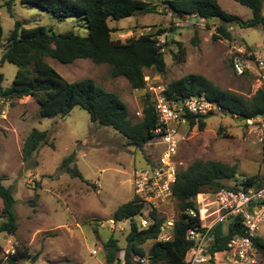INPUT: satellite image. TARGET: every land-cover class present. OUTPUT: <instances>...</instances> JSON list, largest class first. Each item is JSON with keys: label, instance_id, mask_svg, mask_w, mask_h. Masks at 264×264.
<instances>
[{"label": "rangeland", "instance_id": "obj_1", "mask_svg": "<svg viewBox=\"0 0 264 264\" xmlns=\"http://www.w3.org/2000/svg\"><path fill=\"white\" fill-rule=\"evenodd\" d=\"M0 0L2 40L0 57L7 46V38L15 22L22 28L51 27L55 34L73 32L85 35V23L78 19L57 22L55 18L35 7L15 1L11 18ZM155 13H138L120 22H109L112 40L122 42L142 35H155L159 29L172 30L156 37L163 49L165 71H144L143 90H132L123 78L110 77L109 67L95 65L89 60H76L62 65L55 60L45 61L68 82L91 80L108 92L115 93L126 105L128 118L137 123L142 119V104L149 89H166L173 81L187 75L205 78L217 88L250 99L259 89L250 74L237 76L232 72L230 57L236 48H251L264 58V33L261 29L231 27L232 39L214 40L215 21L186 22L176 19L164 9L161 0H150ZM220 7L243 20L251 18L249 9L232 0H219ZM188 23V24H187ZM185 50L182 60H175L177 47ZM179 59V57H178ZM17 68L9 63L0 65L2 88L11 85ZM39 105L30 97L21 100H0V179L11 190L13 213L17 229L14 235L0 233V259L15 250L25 248L30 259L22 264H105L104 243L113 236L123 249L130 223H114L113 214L122 204L136 195L132 185L135 169L145 167L158 158L159 150L149 143L141 149L110 127L90 121L89 114L75 107L64 117L42 118ZM32 129L47 132V143L30 158L22 156V146ZM186 129V131H184ZM178 149L179 169L184 170L195 161H214L235 167L238 178L256 177L264 180V153L246 134L240 120L231 116L208 119L202 130L196 127L182 129ZM74 156L68 168L74 167L82 180L70 175L63 161ZM228 183V182H227ZM205 194L200 193L198 195ZM211 196L208 199V196ZM37 196V197H35ZM205 203L213 200L205 194ZM0 200V223L4 221ZM210 208H212L210 206ZM149 209V208H146ZM145 210V215H148ZM165 222L177 218L176 202L159 211ZM94 229L97 233H94ZM166 228L160 234H171ZM226 231V228L224 227ZM259 235L264 241V226ZM151 242L142 246L145 253ZM119 252V257H121ZM32 258H35L32 262ZM259 264L264 256L258 254ZM220 264H223L221 261Z\"/></svg>", "mask_w": 264, "mask_h": 264}, {"label": "trees", "instance_id": "obj_2", "mask_svg": "<svg viewBox=\"0 0 264 264\" xmlns=\"http://www.w3.org/2000/svg\"><path fill=\"white\" fill-rule=\"evenodd\" d=\"M16 0H6L4 7L12 18V9ZM21 4L35 7L52 15L57 22L66 19H78L85 23V35L73 32L55 34L51 27L37 26L22 28L18 22L7 38V46L0 57V65L9 63L17 70L12 83L2 88L3 75L0 74V100H21L32 98L39 105L42 118L64 117L73 108L79 107L89 114L92 123L110 127L128 140V144L141 149L150 141L151 130L155 125V114L151 97L145 94L142 104V119L133 123L128 118L126 105L112 92L104 90L93 81L85 79L68 82L45 61L46 58L62 65H70L76 60H89L95 65L109 67L110 77L125 79L132 90L145 88L144 71L156 73L165 71L163 49L169 43L160 45L156 37L171 33L172 30L159 29L155 35H142L122 42L112 40L108 23L120 22L135 14L155 13L156 7L150 6V0H19ZM219 0H161L164 9L172 17L183 20L188 16H196L199 21H215V35L212 39H232L231 27L240 29L259 28L264 33V0H232L250 10L251 18L243 20L223 10ZM2 27L0 21V43ZM177 54L173 58L182 60L185 50L181 44L174 42ZM179 57V59H178ZM249 74H245L246 76ZM250 76V75H249ZM205 92L207 98L217 101L228 110L230 115L240 118H254L264 115V91L258 89L250 99L223 91L205 78L198 75H187L171 82L163 93L168 99L181 100L190 95ZM207 118L189 117L190 128H204ZM47 132L32 129L22 146V156L26 160L42 145L47 143ZM74 156L70 155L63 161L66 171L83 181L74 167L68 168ZM228 182V183H227ZM0 179L1 215L0 233L14 235L17 229L13 213V197L11 190L5 188ZM263 181L256 177L238 178L236 168L214 161H195L176 176L172 189L171 201L176 202L177 218L170 229V238L159 241L161 227L165 219L159 216L157 209H146V204L138 197L120 205L113 214L116 224L129 222V231L125 237L124 248L118 246L117 240L111 235L104 243L105 264H186L185 256L191 249V242L186 240V231L199 225V221L188 217L186 210L196 212L200 206L196 203L200 193L215 194L220 189L238 191L249 187L260 186ZM37 197V196H35ZM145 210L149 211L145 215ZM148 220L147 227L141 229L139 218ZM226 228V231L224 230ZM94 233L97 230L94 229ZM244 231L238 217L228 218L223 224L215 225L208 234V244L203 250L210 255L209 264H220L222 253L231 239L243 236ZM151 242L145 253L142 246ZM254 246L264 256V241L254 240ZM121 252V257H119ZM25 248L17 246L12 254L7 255V264H22L28 261ZM35 258H32V262ZM146 259V263H141ZM3 260L0 259V264Z\"/></svg>", "mask_w": 264, "mask_h": 264}, {"label": "built area", "instance_id": "obj_3", "mask_svg": "<svg viewBox=\"0 0 264 264\" xmlns=\"http://www.w3.org/2000/svg\"><path fill=\"white\" fill-rule=\"evenodd\" d=\"M190 22H198L194 15L185 17ZM188 24V23H187ZM231 30V28H230ZM232 72L237 76L252 74L264 91V58L258 56L251 48H236L230 57ZM149 95L154 108L155 125L151 130V138L148 142L153 148L159 150L158 158H151L145 167L135 169L132 175L134 192L148 208L161 209L170 204L172 189L176 182L177 173L180 171L177 160L180 142L183 139L182 129L189 126V117L216 118L231 116L238 120L237 115H230L217 101L207 98L205 92L190 95L181 100L168 99L163 93L164 89H149ZM240 122L250 137L264 153V115L254 118H241ZM186 131V129L184 130ZM208 199L211 197L209 195ZM205 194L197 195L196 203L199 210L189 209L185 214L199 221L196 227H190L186 231V240L191 242V249L185 256L186 264H209L210 255L203 250L208 244L209 231L218 224H223L228 218L238 217L244 231L243 236H237L230 240L226 250L222 253L223 264H259L258 250L254 246V240L259 238L261 228L264 226V183L260 186L249 187L246 190L220 189L212 195L213 200L205 203ZM210 206L212 208H210ZM148 220L139 218L141 229L147 227ZM172 228L173 222L167 221L161 227ZM170 234H160L159 241H167ZM141 263H146L142 259ZM123 264V263H122Z\"/></svg>", "mask_w": 264, "mask_h": 264}, {"label": "crops", "instance_id": "obj_4", "mask_svg": "<svg viewBox=\"0 0 264 264\" xmlns=\"http://www.w3.org/2000/svg\"><path fill=\"white\" fill-rule=\"evenodd\" d=\"M259 238H262V237L259 235Z\"/></svg>", "mask_w": 264, "mask_h": 264}]
</instances>
